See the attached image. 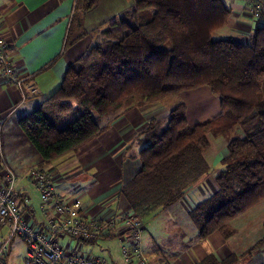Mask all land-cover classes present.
<instances>
[{"label":"trees","instance_id":"obj_1","mask_svg":"<svg viewBox=\"0 0 264 264\" xmlns=\"http://www.w3.org/2000/svg\"><path fill=\"white\" fill-rule=\"evenodd\" d=\"M111 2L76 0L64 46L86 34L70 39L76 24L83 25L81 14L108 6L109 16L96 29L102 39L19 120L21 133L48 163L98 135L104 129L100 119L122 107L207 86L218 96L220 112L191 123L187 103L179 100L166 116L150 119L136 136L140 166L120 194L144 223L179 202L210 172L205 154L210 133L234 131L220 158L224 167L214 177L217 187L189 212L200 238L217 231L229 237L232 219L264 200V0L256 17L263 22L246 41L215 36L231 17L225 0H119L118 8ZM263 247L264 236L247 254ZM236 261L234 254L219 260L211 253L201 264Z\"/></svg>","mask_w":264,"mask_h":264},{"label":"crops","instance_id":"obj_2","mask_svg":"<svg viewBox=\"0 0 264 264\" xmlns=\"http://www.w3.org/2000/svg\"><path fill=\"white\" fill-rule=\"evenodd\" d=\"M225 2L232 13L228 24L218 33L242 36L246 41L248 34L263 21H257L251 14L246 0ZM71 5L72 0H0V32L9 42L12 62L23 79L18 86L0 72V173L5 166L16 173L19 179L17 194L22 212L27 222L38 230L52 229L51 223L56 217V210L53 200L44 201L40 188L28 177L32 167L38 166L50 174L64 200L79 198L88 218L109 219L128 212L130 207L121 196L120 187L123 182L132 178L140 166L138 152L141 145L136 141V136L150 119L164 117L169 111L166 105L169 97L155 102L136 101L102 117L100 123L104 129L85 144L48 163L42 161L32 144L21 133L18 123L60 86L67 67L88 50L78 45L64 48ZM95 11L88 16H93ZM200 89L204 90V97L210 95L208 92L212 94L207 86L192 90L199 93ZM185 93L186 91L181 92L177 96L188 105ZM200 98L195 94L197 104L200 103ZM189 110L188 105V117ZM219 112L220 100L219 106L213 108L205 102L196 109L199 116L197 118H200L197 120L210 119ZM225 147L218 151L212 150L210 162L206 156L210 166L220 163ZM31 187L36 191L33 192ZM197 191L200 193L201 190L197 188ZM198 200L197 193L190 191L170 207H177L190 219L189 212ZM263 210L264 200L232 219L230 225L233 233L229 237L217 231L202 239L197 230V242L186 247L175 259L159 256L149 260L152 264H201L212 253L219 260L234 254L237 256L234 264H255L260 259L252 261L254 257L248 255L247 251L264 236L263 231L260 237V212L263 213V225ZM61 223L62 220L59 219L57 224ZM123 225V221L117 220L109 232L111 235L104 234L92 244L85 243L81 251L77 250V240L73 241L67 233H59L57 240L66 249L72 248L78 254H91L105 264H135L136 260L126 262L122 253V247L127 243L120 238ZM112 238L119 239L123 260L115 259L113 251L104 245L105 241ZM4 243L6 249L4 253H0V264H24L27 242L19 235H12L8 226L0 225V248ZM96 248L106 251L109 257L97 253L95 255ZM255 254L260 256V251Z\"/></svg>","mask_w":264,"mask_h":264},{"label":"built area","instance_id":"obj_3","mask_svg":"<svg viewBox=\"0 0 264 264\" xmlns=\"http://www.w3.org/2000/svg\"><path fill=\"white\" fill-rule=\"evenodd\" d=\"M247 1L251 14L259 17L263 5L261 0ZM11 55L9 42L0 32V72L10 82L20 86L23 79L18 75ZM28 177L40 188L44 201L53 200L56 217L52 220L51 230L34 229L24 217L16 193L19 179L10 167H3L0 173V225L8 226L12 235H19L27 242L24 264H105L91 254H78L72 248L66 249L58 242L57 236L67 233L73 241L77 240V250L81 251L85 243L92 244L98 237L110 232L119 219L124 224L120 238L127 242L122 247L125 261L152 264L143 251L142 235L145 227L137 214L128 211L109 219L88 218L80 199L64 200L50 174L44 169L34 166L29 170ZM59 219L62 223L58 225ZM5 249L6 243L1 246L0 253H4Z\"/></svg>","mask_w":264,"mask_h":264},{"label":"rangeland","instance_id":"obj_4","mask_svg":"<svg viewBox=\"0 0 264 264\" xmlns=\"http://www.w3.org/2000/svg\"><path fill=\"white\" fill-rule=\"evenodd\" d=\"M75 3L76 0H72V5L70 9L71 11L70 19L75 14ZM111 3L113 4V6L115 7L117 6L118 8L117 4L120 2L119 0H115L116 4L113 2ZM247 3L249 4L248 1ZM105 7L103 9L100 8L98 11H95V14L90 17L88 16V14L83 16L80 13L81 14L80 16L83 21V25L78 26L76 24L73 30H71L70 39L77 36L81 32H84L86 34H84L83 37H81L80 39L76 41L74 40L75 42H72V44L64 46L65 49H69L70 47H74L75 45L82 46V48L86 47L88 49L93 43L99 42V40L102 39L101 34L98 31H96V29L101 24L102 20L109 16L110 8L108 6L106 8ZM118 30H120V28L116 29V32ZM121 34L122 32L120 30V35ZM215 36L225 37L226 34L217 32ZM236 39L243 41L242 36L240 37L238 36L236 37ZM198 92L199 93H196V91L190 90V91H186L185 93L188 99V105L190 107L189 120L191 123H196L198 122L197 119H200L197 118L199 116L196 113V109L200 107L203 103L206 102L207 105H209L211 108L219 106L218 96L208 92V94L210 95L208 97H204L202 96L205 93L203 89H200V91ZM195 94L201 97L199 104L196 103ZM179 100L181 99L178 98L177 95H172L171 97L166 99V105L167 107H169V109L173 108L176 105L177 101ZM261 101H264V89L261 92ZM234 135H235L234 131H230L222 135H216L210 133L209 139L211 145L205 152L209 162L211 161L210 157H213L212 150L215 151H218L220 149L222 150L224 146H226V143L230 141V139ZM225 150H223V152ZM223 167H224L223 163H218L216 165L213 164L210 168V172L206 175V177L201 178L200 181L197 184H195L190 191L193 192V194L197 193V198L199 200L207 197L217 187L214 181V177L220 172V170ZM31 188H33V192L36 191L34 187ZM197 188L201 190L200 193H198ZM203 191L204 194L202 193ZM262 217H263V213L260 212V237L262 235V232L264 231L262 225ZM144 226L145 229L142 235V245H143L144 253L150 259H156V257L159 256L167 257L169 259H175V257L180 255L181 251H183L190 244L192 245L193 243L197 242L198 240L197 229L192 224V220L189 219L187 214H185L183 211H180L177 207L166 208L157 215L144 219ZM104 243L105 246H108L113 251V256L115 259L123 260L121 258V253H120L121 243L118 238H112L108 241H105ZM259 251H260V256H255L256 255L255 253L257 252L251 254V256L254 257L252 261L254 259L259 258L260 263H262L264 261V247ZM95 253L103 256H108L106 251H102L97 248L95 249L94 254Z\"/></svg>","mask_w":264,"mask_h":264}]
</instances>
